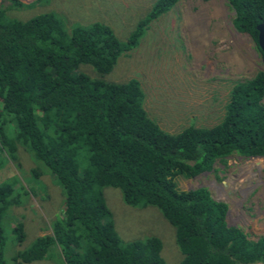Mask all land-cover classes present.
<instances>
[{"label":"trees","instance_id":"16d2710c","mask_svg":"<svg viewBox=\"0 0 264 264\" xmlns=\"http://www.w3.org/2000/svg\"><path fill=\"white\" fill-rule=\"evenodd\" d=\"M6 1L0 6V169L9 162L20 170L22 148L36 164L29 180L49 175L63 202L50 234L7 263L1 220L19 204V193L9 181L0 183V264L51 259V248L62 264H166L154 236L120 242L104 187L117 189L129 207L161 214L174 229L178 264H264V234L249 240L240 228L226 225V205L205 188L181 191L174 182L209 172L228 157H264V69L232 83L215 125L167 133L144 111L137 80L110 83L101 77L178 0H154L124 43L101 23L67 31L51 13L15 19L7 13L42 0ZM225 2L233 30L250 38L264 63L256 29L264 28V0ZM83 66L97 77L81 71ZM15 226L19 244L24 234Z\"/></svg>","mask_w":264,"mask_h":264},{"label":"rangeland","instance_id":"374dc122","mask_svg":"<svg viewBox=\"0 0 264 264\" xmlns=\"http://www.w3.org/2000/svg\"><path fill=\"white\" fill-rule=\"evenodd\" d=\"M18 1L29 4L34 0ZM153 1L42 0L7 15L26 21L51 13L67 31L77 25L101 23L124 43ZM7 5L6 0H0L2 8ZM232 17L225 0H178L171 10L150 23L138 46L119 56L101 79L110 83L137 80L144 111L167 133H177L190 125L211 127L223 114L232 83L264 69L254 43L246 34L233 30ZM80 69L91 78L97 77L88 66ZM17 158L20 170L9 162L0 169V183L9 181L19 193V204L7 209L1 220L3 258L7 263L16 252L29 248L35 238L50 234V222L60 216L63 202L60 187L49 175L29 180V171L36 164L20 147ZM174 182L181 191L205 188L212 199L226 205V225L240 228L249 240L264 234V157H228L223 164L216 162L209 172L191 179L177 177ZM102 194L121 243L154 236L161 242L164 262L178 264L181 255L174 229L156 209L125 205L115 188L104 187ZM15 225L21 226L24 234L19 244L12 232ZM49 252L51 259L29 264H62L53 248Z\"/></svg>","mask_w":264,"mask_h":264},{"label":"water","instance_id":"95a60500","mask_svg":"<svg viewBox=\"0 0 264 264\" xmlns=\"http://www.w3.org/2000/svg\"><path fill=\"white\" fill-rule=\"evenodd\" d=\"M256 29L258 31V35H257V47L261 51V53L263 55V60H264V28H263V25L257 26ZM253 158H259V157H253ZM253 158H251V159H253Z\"/></svg>","mask_w":264,"mask_h":264}]
</instances>
